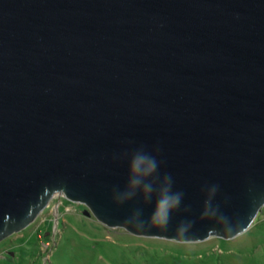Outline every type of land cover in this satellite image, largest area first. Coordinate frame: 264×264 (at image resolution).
Segmentation results:
<instances>
[{
  "label": "water",
  "instance_id": "95a60500",
  "mask_svg": "<svg viewBox=\"0 0 264 264\" xmlns=\"http://www.w3.org/2000/svg\"><path fill=\"white\" fill-rule=\"evenodd\" d=\"M140 146L182 193L166 228L154 199L114 198ZM54 193L136 236L244 232L264 205V0H0V241Z\"/></svg>",
  "mask_w": 264,
  "mask_h": 264
},
{
  "label": "rangeland",
  "instance_id": "374dc122",
  "mask_svg": "<svg viewBox=\"0 0 264 264\" xmlns=\"http://www.w3.org/2000/svg\"><path fill=\"white\" fill-rule=\"evenodd\" d=\"M54 193L25 228L0 241V264H264V205L229 240L176 242L107 227Z\"/></svg>",
  "mask_w": 264,
  "mask_h": 264
},
{
  "label": "clouds",
  "instance_id": "9594fccd",
  "mask_svg": "<svg viewBox=\"0 0 264 264\" xmlns=\"http://www.w3.org/2000/svg\"><path fill=\"white\" fill-rule=\"evenodd\" d=\"M127 161V180L123 188H114L116 202H124L139 194L142 202L148 203L154 199L151 212L147 218L149 226L166 228L169 224L170 213L181 203L182 193L172 190V180L168 174L160 175L158 162L154 155L149 154L140 146L131 152L118 154ZM215 187L209 191L211 196ZM133 217L136 226L142 227L141 210L135 209ZM190 227V223L180 222L175 229L177 238H183Z\"/></svg>",
  "mask_w": 264,
  "mask_h": 264
}]
</instances>
